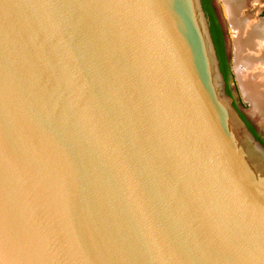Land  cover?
<instances>
[{
	"label": "water",
	"instance_id": "95a60500",
	"mask_svg": "<svg viewBox=\"0 0 264 264\" xmlns=\"http://www.w3.org/2000/svg\"><path fill=\"white\" fill-rule=\"evenodd\" d=\"M0 264H264L203 0H0Z\"/></svg>",
	"mask_w": 264,
	"mask_h": 264
},
{
	"label": "bare ground",
	"instance_id": "6f19581e",
	"mask_svg": "<svg viewBox=\"0 0 264 264\" xmlns=\"http://www.w3.org/2000/svg\"><path fill=\"white\" fill-rule=\"evenodd\" d=\"M235 42V64L244 97L264 125V22L244 13L243 0H223Z\"/></svg>",
	"mask_w": 264,
	"mask_h": 264
},
{
	"label": "flooded vegetation",
	"instance_id": "af4514ba",
	"mask_svg": "<svg viewBox=\"0 0 264 264\" xmlns=\"http://www.w3.org/2000/svg\"><path fill=\"white\" fill-rule=\"evenodd\" d=\"M243 1H244V10H243L244 15L251 20L264 22V0H243ZM203 5L207 13V16L209 18L211 32L217 48L221 69L226 82L227 93L229 96H231L234 107L237 109L239 115L244 120L248 128L256 136V138L259 141H261V143L264 144V134L262 133V131L259 130L257 124L251 121V119L241 109L232 90V87L234 86L237 93H239V88L233 76L234 72L232 65L231 48H230L228 30H227L226 19L224 14V12L227 14V10L224 5V2L223 0L221 1L203 0ZM240 101L241 103L244 104L242 99Z\"/></svg>",
	"mask_w": 264,
	"mask_h": 264
},
{
	"label": "rangeland",
	"instance_id": "374dc122",
	"mask_svg": "<svg viewBox=\"0 0 264 264\" xmlns=\"http://www.w3.org/2000/svg\"><path fill=\"white\" fill-rule=\"evenodd\" d=\"M224 14H225L226 25H227L228 36H229V43H230V48H231L232 65H233V72H234L233 76H234L235 82L239 88V93H237L234 86L232 87V90H233L234 96L236 97L237 102H238L239 106L241 107V109L251 119V121H253L254 123L257 124L259 130L262 131V133L264 134V125H263L262 121L260 120L259 117H257V116L255 117V115H253L252 106L249 103V101H247V99L244 97L243 92L241 90V87H240V84L238 81V77H237V73H236V69H235L236 68V64H235V42H234L233 30H232V27L229 23L227 14L225 12H224ZM232 85H233V83H232ZM241 99L244 102V104L241 103V101H240Z\"/></svg>",
	"mask_w": 264,
	"mask_h": 264
}]
</instances>
